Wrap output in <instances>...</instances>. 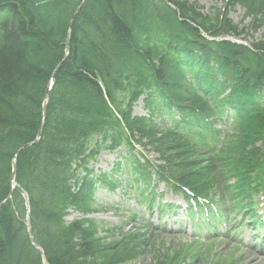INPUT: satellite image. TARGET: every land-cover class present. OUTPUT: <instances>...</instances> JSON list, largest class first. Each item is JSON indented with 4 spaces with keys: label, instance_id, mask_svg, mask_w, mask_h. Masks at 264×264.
<instances>
[{
    "label": "trees",
    "instance_id": "trees-1",
    "mask_svg": "<svg viewBox=\"0 0 264 264\" xmlns=\"http://www.w3.org/2000/svg\"><path fill=\"white\" fill-rule=\"evenodd\" d=\"M259 9H257L258 13ZM28 24L24 22H16L10 24L8 28H4L3 35V47L0 53V95L5 93V100L0 101V141L4 139L5 134L2 132V129L7 132L10 129L7 128L5 124L6 118L2 115L4 111L7 115L13 109V104L10 102L15 97L21 102H30L33 100V97L29 95V88L26 82H33L37 85L40 83L43 84L44 79L47 77V72L49 69L46 67L48 63H53L57 60H53L52 56H44L39 50H47V43H52L55 40L53 36L56 33L57 27L46 28V25L41 23L35 24V19L32 15L27 16ZM195 23L202 27H206L210 24V21L206 18L198 17L193 19ZM264 23V17L261 16L260 23ZM49 26V25H48ZM92 26V25H89ZM119 27L122 25L118 24ZM123 37L129 35V29H123L121 31ZM60 51H57L56 54H60ZM50 58V59H49ZM95 56L92 50V46L88 43L85 46L79 47V51L75 52V56L72 59V66L76 69L86 70L91 72L90 65L94 61ZM13 79L18 81L20 84L19 87H10V83L13 82ZM79 86H77V91L82 90V95L79 98V101L84 103L86 96V84L82 80H78ZM31 89V88H30ZM32 91V90H31ZM8 94V95H7ZM36 94V93H35ZM35 96V95H34ZM2 99V98H1ZM70 102L76 104L74 101ZM28 106L30 104H27ZM16 112V111H15ZM34 118V114L31 109L28 108L24 114L17 112L16 115L7 117V121H15L14 129H17L19 132L30 131V125L28 124ZM16 149V143L14 141L10 142H0V187L5 185L7 179V169L9 165V160ZM48 161H52V168H56L63 158L62 153H55V155H46L45 157ZM21 163H25V159L21 160ZM36 172H39L36 170ZM23 180L31 187L34 184V177L31 171V168L27 166L23 170ZM85 257L94 258L90 254L91 247L85 249ZM103 258H105L103 256Z\"/></svg>",
    "mask_w": 264,
    "mask_h": 264
},
{
    "label": "rangeland",
    "instance_id": "rangeland-1",
    "mask_svg": "<svg viewBox=\"0 0 264 264\" xmlns=\"http://www.w3.org/2000/svg\"><path fill=\"white\" fill-rule=\"evenodd\" d=\"M190 1H193V0H190ZM194 1L199 2L201 5H203L205 7V9H208L213 4V2L211 0H194ZM216 5L218 7L220 5V2H217ZM217 7H215V8H217ZM241 15H242V11L240 9H235L234 11H232L230 13L229 16H230L231 19L234 18L236 20L238 17L240 18ZM259 35H260V33L259 34H256L254 36V39H257L259 37ZM137 111L140 112L139 109ZM114 157H115V155H110V154L102 156L101 157V160H102L101 161V165H104L107 162L109 164L108 165V168H109L111 162L114 159ZM100 202L101 203L103 202V204H110L109 199L107 197H105V199L101 200ZM100 218H107L110 221H115V219L111 215H105V216L100 217Z\"/></svg>",
    "mask_w": 264,
    "mask_h": 264
}]
</instances>
